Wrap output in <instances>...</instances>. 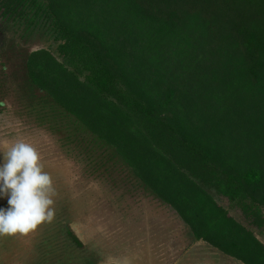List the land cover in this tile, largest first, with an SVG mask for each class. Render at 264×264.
<instances>
[{
  "label": "trees",
  "instance_id": "obj_1",
  "mask_svg": "<svg viewBox=\"0 0 264 264\" xmlns=\"http://www.w3.org/2000/svg\"><path fill=\"white\" fill-rule=\"evenodd\" d=\"M155 1L7 0L51 39L31 93L110 150L95 170L122 169L125 216L146 200L187 251L264 264V0Z\"/></svg>",
  "mask_w": 264,
  "mask_h": 264
},
{
  "label": "rangeland",
  "instance_id": "obj_2",
  "mask_svg": "<svg viewBox=\"0 0 264 264\" xmlns=\"http://www.w3.org/2000/svg\"><path fill=\"white\" fill-rule=\"evenodd\" d=\"M14 9L0 0V150L18 141L36 149L53 181L55 217L27 236H0V264H224L210 248L187 251L176 231L167 237L161 223L166 226L168 216L146 200L144 208L124 215L134 199L122 169L95 170L94 163L103 165L110 150L60 106L31 93V56L50 49L51 39L44 24L20 20ZM115 193L126 195L128 203ZM136 196L145 198L141 191ZM7 207V198L0 199V208ZM67 224L81 248L71 242L69 250L64 237L54 247L56 231ZM62 254L68 260H59Z\"/></svg>",
  "mask_w": 264,
  "mask_h": 264
},
{
  "label": "clouds",
  "instance_id": "obj_3",
  "mask_svg": "<svg viewBox=\"0 0 264 264\" xmlns=\"http://www.w3.org/2000/svg\"><path fill=\"white\" fill-rule=\"evenodd\" d=\"M0 152V199L8 203L0 208V236H27L54 220L53 181L31 144L18 141Z\"/></svg>",
  "mask_w": 264,
  "mask_h": 264
}]
</instances>
